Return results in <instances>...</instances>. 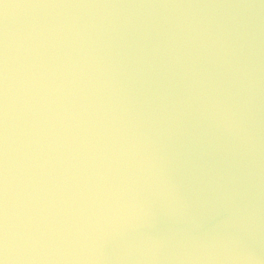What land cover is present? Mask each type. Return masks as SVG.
Segmentation results:
<instances>
[{
    "label": "water",
    "instance_id": "1",
    "mask_svg": "<svg viewBox=\"0 0 264 264\" xmlns=\"http://www.w3.org/2000/svg\"><path fill=\"white\" fill-rule=\"evenodd\" d=\"M9 5L5 8L4 5ZM49 30L52 80L67 85L60 104L75 119L58 129L60 148L52 153L49 198L76 207L82 196L94 195L98 185L112 184L147 170H162L175 186L172 197L152 195L143 184L134 185L144 201L143 236L163 242L161 255H188L179 264H264V2L262 0H0V225L4 208V61L8 65V211L10 224L22 207L23 114L21 70L26 63V38L34 26ZM240 34V59L255 69V134L258 151L253 175L242 172L239 198L250 197L255 218L249 223L217 225L214 216L226 214L216 191L229 187L234 145L222 129L200 117V102L183 110L174 104L187 95L186 78H172L166 54L149 55L170 35ZM5 42L7 47H5ZM188 63L196 53L188 45ZM201 69L213 86L230 87V74L202 57ZM72 73V75H70ZM158 73V74H157ZM170 89L168 100L161 90ZM200 127L197 128L198 122ZM201 144L205 147L201 150ZM97 173H102L100 179ZM212 181V189L208 181ZM177 198L179 202H177ZM211 201V202H209ZM215 240L205 250L201 244ZM121 242L109 240L108 255ZM54 252L51 255H70ZM213 257L209 260L206 257ZM24 264V262H19ZM43 264V262H42ZM47 264H71L51 260ZM157 264H178L160 260Z\"/></svg>",
    "mask_w": 264,
    "mask_h": 264
},
{
    "label": "clouds",
    "instance_id": "2",
    "mask_svg": "<svg viewBox=\"0 0 264 264\" xmlns=\"http://www.w3.org/2000/svg\"><path fill=\"white\" fill-rule=\"evenodd\" d=\"M264 2V0H262ZM5 8L9 5L5 4ZM235 39H225L223 34L170 35L163 45L156 44L149 55L166 54L165 63L172 69V78H186L187 95L174 107L191 108L192 102H200V117L222 129L234 145L233 165L228 177L229 187L216 191V198L226 213L219 212L217 225L251 223L255 218V206L248 198L246 204L239 199L242 195L238 182L244 174L239 161L247 159L246 174L253 175L254 156L258 151L255 134L254 93L256 89L255 69L251 59L245 64L240 59V34ZM196 46V53L188 63V45ZM55 45L48 29L34 26L26 38V63L21 70V111L23 114L22 148L24 173V197L22 207L10 224L8 211V65L4 61V208L0 225V264H47L51 260L71 261V264H157L160 260L183 262L191 260L188 255H161L164 244L161 240L143 236L141 230L148 227L141 223L146 214L144 201L137 199L134 185L143 184L152 195L172 197L175 186L162 170H147L142 175L128 177L111 185L106 191L102 185L94 195L82 196V204L73 207L67 201L57 202L49 198L48 183L53 163L52 153L60 148L58 129L65 121L75 119L59 103L67 85L75 83L52 80L50 49ZM5 47L7 43L5 42ZM215 62L225 73L230 74V87L213 86V80L200 67L202 57ZM158 74V73H157ZM72 75V73H70ZM170 89L161 90V99L168 100ZM199 128V118L196 124ZM201 150L204 145L201 144ZM98 178L104 179L102 173ZM212 189V181H208ZM177 202H179L177 198ZM211 202V201H209ZM109 240H119L120 250L115 255L105 252ZM205 250L215 247V240L201 244ZM71 253L54 256L51 253ZM211 260L213 257H206Z\"/></svg>",
    "mask_w": 264,
    "mask_h": 264
}]
</instances>
